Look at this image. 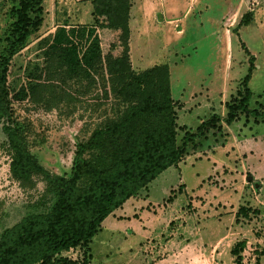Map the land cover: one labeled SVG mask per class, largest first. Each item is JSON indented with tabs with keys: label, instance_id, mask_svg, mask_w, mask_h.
<instances>
[{
	"label": "rangeland",
	"instance_id": "374dc122",
	"mask_svg": "<svg viewBox=\"0 0 264 264\" xmlns=\"http://www.w3.org/2000/svg\"><path fill=\"white\" fill-rule=\"evenodd\" d=\"M135 1L129 0L132 12ZM61 2L65 8L66 0ZM164 2L161 14L153 11V25L131 23L130 68L139 72L153 65L168 66L170 95L176 104V145L201 122L212 116L218 121L186 146L176 166L129 198L121 212L124 216H112L115 226H107L110 220L105 219L84 248L61 256L79 262L84 255L90 257L88 264H234L229 249L244 241L240 264H264V117L249 113H264V5L234 34L246 11L243 0ZM54 3L42 2L40 27L12 59L8 79L12 87L21 83L25 66L39 64L36 41L40 34L54 25L89 23L87 8L71 12ZM16 6V0H0V53ZM241 44L254 59L246 85L250 98L246 110L225 125L226 105L242 96L240 82L248 57ZM83 84L66 82L67 99L55 106L24 102L13 107L28 151L51 174L69 177L74 146L85 141L97 125L112 119L117 110L111 99L98 104L99 88L89 90ZM9 162L0 124V233L30 214L45 212L50 204L39 178L29 190L11 179ZM240 207L256 209L258 214L236 219ZM125 219L136 222L130 226L121 222Z\"/></svg>",
	"mask_w": 264,
	"mask_h": 264
},
{
	"label": "trees",
	"instance_id": "16d2710c",
	"mask_svg": "<svg viewBox=\"0 0 264 264\" xmlns=\"http://www.w3.org/2000/svg\"><path fill=\"white\" fill-rule=\"evenodd\" d=\"M43 1L16 0L11 10L14 22L0 53V124L10 151L11 179L29 190L39 178L50 204L45 212L30 214L2 230L0 264H88L90 257L83 255L76 262L61 253L84 248L108 215L160 173L176 166L186 146L215 128L218 119L212 116L201 122L193 133L183 135L180 145L175 144L176 104L170 95L168 66L158 64L134 72L129 65V0H90L91 23L54 25L40 34L36 41L39 64L25 66L21 83L12 87L8 81L11 61L40 27ZM243 1L246 11L234 34L264 5V0ZM240 47L248 57L240 82L242 96L226 105L225 125L246 110L250 98L246 85L254 59ZM70 81L84 82L89 90L98 87L97 103L114 100L117 110L112 119L97 125L85 141L74 146V165L69 177H64L49 173L30 154L13 107L24 102L55 106L67 99L64 86ZM249 113L264 117L254 110ZM249 214L258 211L240 207L235 218L246 219ZM244 247V241L230 247L234 264L241 263Z\"/></svg>",
	"mask_w": 264,
	"mask_h": 264
},
{
	"label": "crops",
	"instance_id": "0c3cea01",
	"mask_svg": "<svg viewBox=\"0 0 264 264\" xmlns=\"http://www.w3.org/2000/svg\"><path fill=\"white\" fill-rule=\"evenodd\" d=\"M44 1H46V0H44ZM157 2L158 3L156 5V1H154V0H136L135 1V4H133V6H134L133 12L134 13L132 12V6H130V8H129V14H128L129 15V18H128V28H129V53L131 51V49H130V40H131V30H130V26H131V23L133 22V24L135 25V27H138L139 24L140 23H143V22H145L146 24H152L153 25L154 22H155V21H153V19H154V13H153L154 9H156V11H159V13L161 14V11H162L161 10V7H164L163 5H165L164 0H157ZM53 3L59 5L58 8H61V9L69 8V11L71 10V12L73 10L80 11V10H84L85 8H87L88 11H89V23H91V21H92L90 0H66V6H65V8L63 7V4H62L61 0H59V2L56 1V0H53ZM59 3H61V5ZM63 11L61 10V11H58V12L61 13ZM162 14L164 16H166V15H168V16L169 15H172V14H165L163 12H162ZM54 15L56 17L57 14L54 12ZM141 15H142V17H144L143 19L140 18ZM89 23H79V24H89ZM135 34H136V31H135ZM148 186H147V188H148ZM124 204L122 205L123 206L122 207L123 209L120 210L118 208V209L114 210L110 215H108L105 218V219L108 218L110 220V221H107V226H112V225L115 226L116 223L113 220V217H112L113 215L121 214L122 216H124V214L121 213L122 211L124 212V210H125ZM104 220H103V222H104ZM103 222L101 223V226H102ZM121 222L126 223V224H128V225L131 226V225L135 224L134 222H136V221L133 220V219L132 220H126L125 219V220H122Z\"/></svg>",
	"mask_w": 264,
	"mask_h": 264
}]
</instances>
